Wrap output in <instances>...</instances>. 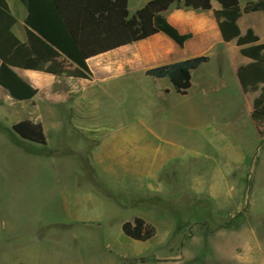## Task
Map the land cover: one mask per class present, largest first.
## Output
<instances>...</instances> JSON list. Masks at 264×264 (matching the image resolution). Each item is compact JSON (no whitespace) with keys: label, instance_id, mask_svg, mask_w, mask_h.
<instances>
[{"label":"rangeland","instance_id":"374dc122","mask_svg":"<svg viewBox=\"0 0 264 264\" xmlns=\"http://www.w3.org/2000/svg\"><path fill=\"white\" fill-rule=\"evenodd\" d=\"M191 3L203 21L197 35L213 37L216 28L207 22V6L220 5L218 0ZM93 5L109 15L121 4L95 0ZM247 19L240 22L242 28L250 24L264 43L262 19ZM22 28L17 25L16 32L23 34ZM187 43L184 51L175 50L180 57L206 56L211 62L192 74L185 97L176 96L168 82L114 73V64L96 75L105 98L99 122L118 135L102 137L99 144L141 143L118 156L115 168L158 174L147 185L122 187L119 204L125 210L114 218L140 217L152 225L156 235L146 243L125 238L120 230L109 238V221L98 229L80 225L100 212L97 195L107 197V192L83 173L80 178L93 193L77 201L66 191L74 180L72 169L61 178L47 167L51 159L80 158L76 137L68 136L65 147L57 149L56 129L93 127V117L63 111V105L46 106L43 93L26 103L0 98V264H220L222 249H231V256L264 259V137H258L246 112L255 95L240 92L214 43L206 46L192 38ZM25 122L49 130L43 133L44 146ZM76 166L73 172L80 175ZM72 210L74 221L68 214Z\"/></svg>","mask_w":264,"mask_h":264},{"label":"crops","instance_id":"0c3cea01","mask_svg":"<svg viewBox=\"0 0 264 264\" xmlns=\"http://www.w3.org/2000/svg\"><path fill=\"white\" fill-rule=\"evenodd\" d=\"M4 1L9 8L11 17L15 21V25L12 28L13 35L21 43H26L24 22L27 17V12L25 8L19 0ZM149 1L151 0H120L121 5L116 8L114 14L102 15L98 13L97 8L93 5L95 0H52L77 48L86 61L88 69L92 75L91 79L89 81L75 80L71 78L63 80V77L56 78L50 75L14 69V72L21 80L37 91V95L30 102H33L37 96H40L43 93V104L46 106L50 104V106L56 105L58 108V106L63 105V111L67 110L78 113H87L89 116L93 117V127L56 129L57 134L60 137L56 140L57 149L65 147L66 142H68V136L76 137L74 143L77 151H79L80 158L65 157L61 159H51L49 160L47 167L53 168L54 170H51V172L55 175L57 174L58 176H61V178H64V176L67 178L66 174L69 175L68 169H72L71 173L73 174L74 180L71 185L67 180L68 188L66 191L69 192L68 195L70 196H72L70 193H73V197L77 201H81L83 196L87 195L86 193L91 195L93 193L89 190V186L83 182L84 180L82 181L80 178L83 173L90 174L95 182L107 192V197L97 195L100 199V212L98 214H93L88 220L80 221L79 224H90L94 226L95 229H98L102 226L104 221L105 224L109 221L113 226L109 238L118 236L119 230L121 232V226L125 222H128L125 218L114 222V218L119 217L122 211L125 210L122 209V206L119 204L120 198L122 197L121 192H119L121 188L131 183L147 185L151 183L152 180H157L158 174L156 171L149 173L142 171L140 168H136L139 170L132 171L115 168L118 156L122 157V155H125V152L136 151V148L138 149L139 146L142 147L141 143H135L132 141V143L126 145H111L105 147H102L99 144L102 137H110L112 140L117 138L118 135L117 133L113 134L112 132L114 131L112 130L103 128L104 125L99 122L98 117L102 118V107L104 106L105 98L104 95L97 90L98 86L102 83L97 82L96 75L105 69L108 70L109 66L111 67L112 64H114V73H121L124 71L127 73L130 71L129 73L131 74L145 77L144 73L147 70L188 60L183 56L180 57L175 51L177 47L163 35H157L136 44L131 43L129 40L119 11L124 9L132 16ZM248 1L257 0H218L220 5L213 6L209 4L207 6V22L209 26L213 28V30L216 28L212 15L213 10H223L235 6L242 7ZM115 3V5H118L117 2ZM195 9V5L191 3V0H184L181 5L175 0L169 10L163 14V17L171 26L177 29L180 34L191 35L193 40H200L206 46L214 43L215 49L219 51L217 53H219V57L222 59L223 68L232 70L236 77V73L242 67L247 65L249 61L240 56L239 49L236 47L235 43L225 44L221 41L217 28L213 37L198 36L196 30L202 26L201 23L203 21L200 19L202 17L199 12ZM256 17L257 19L261 18L264 23V15L262 14L244 15L238 21V28L242 35L247 30H252L250 24H247L242 28L240 24L242 19L248 18L247 20H252ZM17 25L23 27V34H18L16 32ZM187 45L188 43L184 45L183 49H178L184 51ZM37 76H43L41 82L37 80ZM153 80L155 81V84L159 85L161 82L164 84H167L168 82L166 79ZM2 96L8 97L7 94L0 89V98ZM45 110H49L48 107H46ZM247 110V115L251 120L252 107L250 108L249 106ZM48 132L49 130L43 128L45 136H47ZM82 136H86L88 139H84ZM77 143L79 146H77ZM89 144L92 145L91 149L84 152ZM158 161L161 162L160 159ZM137 164L145 166L144 163H141L140 161H138ZM75 165L78 166H76V170L80 169V171L77 170L80 172V175L79 173L73 172L72 167ZM68 214L70 215V220L74 221V210L68 212ZM131 220L132 219H129V221ZM95 238L98 239L97 236ZM246 248L250 249V247ZM221 251L223 257L221 256L219 259L220 264H264V259H255L252 254L247 256L234 254L231 256V249H222ZM237 251L238 249L235 253H237Z\"/></svg>","mask_w":264,"mask_h":264},{"label":"trees","instance_id":"16d2710c","mask_svg":"<svg viewBox=\"0 0 264 264\" xmlns=\"http://www.w3.org/2000/svg\"><path fill=\"white\" fill-rule=\"evenodd\" d=\"M27 12L24 22L26 43L12 33L15 21L4 0H0V89L14 102H30L37 91L21 80L14 69L89 81L92 77L85 59L72 39L52 0H19ZM175 0H151L134 15L122 9L119 14L131 43L146 41L163 35L182 49L191 35H182L163 17ZM264 15V0L248 1L242 7L213 10V20L221 41L235 43L242 58L249 61L236 73V81L243 95H255L252 102L251 122L258 137H264V43L253 30L243 35L238 21L244 15ZM206 56L194 57L179 63L147 70L146 78L168 80L176 96L185 97L192 88V74L209 64ZM169 91H165L168 94ZM1 105V103H0ZM25 127L40 146L45 145L40 125L30 122ZM123 236L138 243H146L156 235L155 228L135 217L121 226Z\"/></svg>","mask_w":264,"mask_h":264}]
</instances>
